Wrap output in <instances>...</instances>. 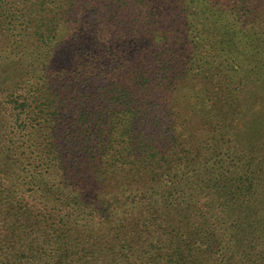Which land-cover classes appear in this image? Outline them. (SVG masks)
Listing matches in <instances>:
<instances>
[{"label": "trees", "instance_id": "16d2710c", "mask_svg": "<svg viewBox=\"0 0 264 264\" xmlns=\"http://www.w3.org/2000/svg\"><path fill=\"white\" fill-rule=\"evenodd\" d=\"M0 264H264V0H0Z\"/></svg>", "mask_w": 264, "mask_h": 264}]
</instances>
